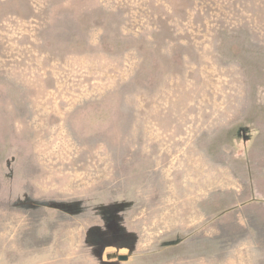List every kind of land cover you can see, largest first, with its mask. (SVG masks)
Segmentation results:
<instances>
[{
    "label": "rangeland",
    "instance_id": "1",
    "mask_svg": "<svg viewBox=\"0 0 264 264\" xmlns=\"http://www.w3.org/2000/svg\"><path fill=\"white\" fill-rule=\"evenodd\" d=\"M0 264H264V0H0Z\"/></svg>",
    "mask_w": 264,
    "mask_h": 264
},
{
    "label": "water",
    "instance_id": "2",
    "mask_svg": "<svg viewBox=\"0 0 264 264\" xmlns=\"http://www.w3.org/2000/svg\"><path fill=\"white\" fill-rule=\"evenodd\" d=\"M124 258H125V257H122V256L120 257L121 260L124 259Z\"/></svg>",
    "mask_w": 264,
    "mask_h": 264
}]
</instances>
